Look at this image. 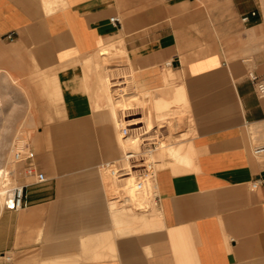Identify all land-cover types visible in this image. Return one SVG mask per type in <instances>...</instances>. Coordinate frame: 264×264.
<instances>
[{
	"label": "crops",
	"instance_id": "0c3cea01",
	"mask_svg": "<svg viewBox=\"0 0 264 264\" xmlns=\"http://www.w3.org/2000/svg\"><path fill=\"white\" fill-rule=\"evenodd\" d=\"M173 1L0 0V123L42 126L50 144L37 155L48 181L0 214V264H264V96L248 77L264 74V32L232 54L199 50L191 29L208 17ZM118 52L122 67L107 68ZM178 89L191 121L159 153L158 202L108 187L120 110L138 99L148 125Z\"/></svg>",
	"mask_w": 264,
	"mask_h": 264
},
{
	"label": "rangeland",
	"instance_id": "374dc122",
	"mask_svg": "<svg viewBox=\"0 0 264 264\" xmlns=\"http://www.w3.org/2000/svg\"><path fill=\"white\" fill-rule=\"evenodd\" d=\"M188 3L189 2H187V4ZM258 5L261 12L260 17L255 22L245 24L241 20L242 14L240 15L238 13L232 0H196L194 3H191V6H193L195 9L205 12L210 24L208 28L191 29V31L195 33L196 45L199 46V50L205 47L208 52H212L216 49L223 48L226 52L232 54V50L237 43L241 44L242 42H245L244 37L246 38L248 36H253L259 39L261 33L264 32V30H259V28L264 27V0H259ZM262 22L263 24L260 27L256 26L253 27V29H249L250 26L258 25ZM116 54L117 55L112 56L104 62L106 63L105 66L107 68L122 67L123 53L118 52ZM119 95H121L120 98L122 99L121 91L115 96ZM181 103H172V105L175 104V107L171 106L167 112H163V109H158V113L161 114H159L156 119H153L155 114L153 109H151L150 111L153 118H151V122L148 123V125H146V114L144 108L145 104L140 103L138 99L133 98L130 101V104H128L131 107H134L133 109L120 110L119 115H117L120 120H114L116 122V126L120 127V123H122L130 130L129 134L125 136L127 139H129V137H136L141 141L140 147L137 149L139 154H141L139 156L138 162L153 160L157 170L161 167L159 158L160 151L166 146L165 144L170 141L175 133L183 131L187 123L191 121L188 111L185 108V104L183 102ZM125 105L123 104L118 106L117 109H121ZM135 118H137L140 122L138 124H131L134 122L133 119ZM41 127L42 126L30 127L21 125L16 129H13L10 125L0 123V166L1 168H6L8 171H13L14 174H12L14 177L10 178L13 184L33 182V179L21 177L19 170H17L19 166L15 165L13 162V146H30L37 152V155L42 149L50 148L48 139H44L42 136L39 137V135H36ZM118 130L120 134L121 127L118 128ZM127 139L124 141L120 139V144L122 146V157L125 155V141ZM123 158H125V156ZM130 160H128V162L126 160L127 163H125L124 166H122L120 161H115L114 164H116V166L120 169H123L125 167L131 166ZM105 180L108 184V187H118V189H120V185L123 184V182L127 183L125 177L113 176L109 171L106 172ZM5 182H7V180ZM134 184V179L129 181V183H127L128 187L125 189V191H128L130 185L134 187ZM43 186L44 185L42 184L32 183L30 184L28 191L33 188H41ZM132 192L135 197L136 191L132 190ZM126 195H129V193H126ZM131 197H133V195ZM2 203H0V210L1 212H5V208Z\"/></svg>",
	"mask_w": 264,
	"mask_h": 264
},
{
	"label": "built area",
	"instance_id": "2783aa9c",
	"mask_svg": "<svg viewBox=\"0 0 264 264\" xmlns=\"http://www.w3.org/2000/svg\"><path fill=\"white\" fill-rule=\"evenodd\" d=\"M173 1V0H169ZM261 12L258 8L252 9L241 15V20L245 24H249L257 21L260 17ZM113 22L118 21L117 17H112ZM8 40L14 39V34L9 33L6 35ZM250 81L253 83L257 93L260 96H264V74H259L256 71H250L248 73ZM130 130L127 126H121V134L123 137L129 134ZM126 138V137H125ZM256 154L264 152L263 148L255 149ZM13 162L19 167L21 177L26 179H33L32 183L43 184L48 181V176L46 172L40 169L37 162V152L27 145H15L12 148ZM129 155H134L133 152L129 150L126 153ZM139 157H133L130 160V168L125 167L120 169L114 163L108 162L104 164V168L110 172L113 176H122L126 179L133 178L135 180L134 188L137 192H142L147 201V203H157L158 202V190L156 187L155 179L157 174V168L153 160H147L138 162ZM13 171H6L5 177L7 180V191L3 199V206L8 210H21L28 207L31 203L28 188L30 186L29 182L26 183H16L13 184L10 180L13 176ZM257 182L252 183V187H256Z\"/></svg>",
	"mask_w": 264,
	"mask_h": 264
},
{
	"label": "bare ground",
	"instance_id": "6f19581e",
	"mask_svg": "<svg viewBox=\"0 0 264 264\" xmlns=\"http://www.w3.org/2000/svg\"><path fill=\"white\" fill-rule=\"evenodd\" d=\"M37 2H39V1H37ZM60 4V3H59ZM49 5V4H48ZM54 9V8H53ZM57 9V8H56ZM54 11V10H53ZM117 46V45H116ZM115 47V46H114ZM106 48H108V47H106ZM108 49H110V48H108ZM117 49V48H116ZM107 50V49H106ZM108 51V50H107ZM112 51V50H111ZM105 54V53H104ZM112 55V54H111ZM115 55H117V54H115ZM110 57V56H109ZM116 84V83H115ZM104 90V89H103ZM110 93V92H109ZM114 94V93H113ZM105 95V94H104ZM111 96V95H110ZM177 96V97H176ZM175 97L177 98V99H175L174 98V103H181V102H183L185 105H187V103H186V99H185V97H184V95H183V92L180 90V89H178V91H177V95H176ZM112 97V96H111ZM107 101H109V102H111V98H109ZM167 102H169V101H167ZM163 104L162 105H158L157 106V109H164V108H167V107H171L172 106V103H168V104H164V103H166V102H162ZM123 105V101H122V99L120 98V99H118L117 101H116V103H115V107H118V106H121V105ZM182 104V103H181ZM183 104V105H184ZM174 105V104H173ZM154 109V108H153ZM114 110H116V109H114ZM113 114V113H112ZM154 121V120H153ZM153 123V122H152ZM121 126H123V124L122 123H120V127ZM163 132V131H162ZM123 137V136H122ZM140 137V136H139ZM124 139H127V138H125V137H123ZM142 140V139H141ZM124 141V140H123ZM128 141V142H127ZM126 143H125V155H123V157L125 156V158H123L122 156H121V158H120V162H121V164H122V166H124L125 165V163H127L128 162V160H130L131 158H132V156L133 157H139L141 154H139V151L137 150L138 149V147H140V144H141V141H140V139H138V138H136V137H129V139H127L126 141H125ZM143 143V142H142ZM172 146V145H171ZM171 146H169V148H171ZM175 147V146H174ZM177 147V146H176ZM175 147V148H176ZM130 148V149H129ZM177 149V148H176ZM176 149H172L171 148V150H173L172 151V153H175L174 154V157H175V155H176V158L178 159V157L179 156H177V152H178V154L180 155L181 153L179 152V151H181L180 150V148H178L177 150ZM129 150L131 151V152H133L134 153V155H127L126 153L127 152H129ZM142 152V151H141ZM162 152V151H161ZM160 152V153H161ZM163 153V152H162ZM171 153V152H170ZM164 154V153H163ZM165 155H167L166 153H165ZM168 155H170V154H168ZM171 155H173V154H171ZM181 157V156H180ZM170 158H171V156H170ZM175 158V159H176ZM175 159H173L172 158V160H174L175 162H176V160ZM126 160H127V162H126ZM171 160V159H170ZM178 160H180V158L178 159ZM177 160V161H178ZM154 162V161H153ZM116 165V164H115ZM119 166V165H118ZM127 166V165H126ZM128 167H130V166H128ZM6 171H7V169L6 168H1V166H0V203H2V201H3V199H4V196H5V194H6V191H7V183L5 182L6 181V178H5V173H6ZM133 180V178H128V179H126V181L129 183V181H132ZM122 185V184H121ZM142 194L143 193H141V195H140V197L142 196ZM136 197V196H135ZM139 197V198H140ZM136 198H138V197H136ZM148 199L146 198V200L145 199H143V201H142V203H144V201H147ZM139 200H137V202H138ZM136 202V201H135ZM133 203H134V201H133ZM139 203V202H138ZM142 203H139V204H141L142 205ZM3 204V203H2ZM126 204V203H125ZM129 204V203H128ZM132 204V203H131ZM136 205H137V203H135ZM124 205V204H123ZM134 205V204H133ZM135 205V206H136ZM132 206V205H131ZM156 206V205H155ZM152 207V206H151ZM137 208V207H136ZM139 208V207H138ZM125 209V208H124ZM129 210H130V208H128ZM133 211V210H132ZM134 211H136V209L134 210ZM152 211V210H151ZM128 212L129 211H123V210H120V213L122 214V216L124 217L125 216V214H128ZM0 214H1V210H0ZM133 214H135V213H133ZM138 214V213H137ZM0 217H1V215H0ZM116 217V216H115ZM126 217H127V215H126ZM129 217V216H128ZM133 218H135L136 220H137V218H139L138 217V215H134V217ZM143 218V217H142ZM149 218V217H148ZM152 218V217H151ZM154 218V217H153ZM129 219V218H128ZM134 219V220H135ZM121 220V219H120ZM127 220V219H126ZM122 221V220H121ZM161 221V220H160ZM125 222V221H124ZM133 222V221H132ZM137 222V221H136ZM150 222V221H149ZM156 222V221H155ZM162 223V222H161ZM155 224V223H154ZM159 224V223H158ZM130 227V226H129ZM125 228H126V225H125ZM90 241V240H89ZM84 244H85V241H84ZM90 247V246H89ZM87 248H88V246H87ZM90 250V249H89ZM98 253H100V252H98ZM87 254V253H86ZM93 254V253H92ZM104 255V254H103ZM95 256H96V253H95ZM89 257V256H88ZM92 257V256H91ZM96 258V257H95ZM92 259V258H91Z\"/></svg>",
	"mask_w": 264,
	"mask_h": 264
}]
</instances>
